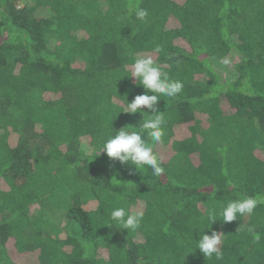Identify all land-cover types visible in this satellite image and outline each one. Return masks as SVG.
Wrapping results in <instances>:
<instances>
[{
  "label": "trees",
  "instance_id": "trees-1",
  "mask_svg": "<svg viewBox=\"0 0 264 264\" xmlns=\"http://www.w3.org/2000/svg\"><path fill=\"white\" fill-rule=\"evenodd\" d=\"M148 55L184 85L159 177L98 154L142 119L120 111ZM242 196L264 199V0H0V264H264V202L205 229L221 259L195 249Z\"/></svg>",
  "mask_w": 264,
  "mask_h": 264
},
{
  "label": "clouds",
  "instance_id": "clouds-1",
  "mask_svg": "<svg viewBox=\"0 0 264 264\" xmlns=\"http://www.w3.org/2000/svg\"><path fill=\"white\" fill-rule=\"evenodd\" d=\"M136 18L144 20L148 13L146 9L137 8ZM159 51V48L156 49ZM229 61L225 60L227 64ZM135 80L136 86H142L145 91L137 94L131 101L126 97V104L120 112L128 114L140 113L142 119L135 128L121 127L115 133H109L100 145V152L120 164L134 166L139 171L146 174V170H151V175L161 176L164 168L161 166V158L154 151V144L162 141L165 135L163 127L165 121L159 102L161 97L172 98L183 89V82L168 78L162 74L160 68L153 57L142 56L133 58L130 74ZM151 141V143L149 142ZM97 154V155H98ZM264 199L252 196H242L239 199L231 200L222 206L219 211L220 219L217 214L212 213L208 216V223L200 229V238L195 240V249H199L206 258L221 259L223 253L220 248L221 234L215 230L208 234L205 229H212V224L219 220L230 223L238 218L254 212L259 203ZM144 217L142 210L130 211L125 207H116L110 211L111 221L122 226L128 231H135L141 226ZM251 231V229H249Z\"/></svg>",
  "mask_w": 264,
  "mask_h": 264
},
{
  "label": "rangeland",
  "instance_id": "rangeland-1",
  "mask_svg": "<svg viewBox=\"0 0 264 264\" xmlns=\"http://www.w3.org/2000/svg\"><path fill=\"white\" fill-rule=\"evenodd\" d=\"M21 6H22V4H21Z\"/></svg>",
  "mask_w": 264,
  "mask_h": 264
}]
</instances>
